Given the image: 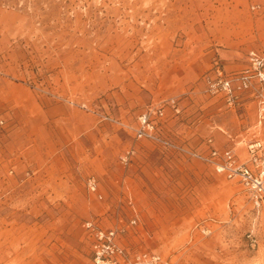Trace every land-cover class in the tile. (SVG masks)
<instances>
[{
  "label": "rangeland",
  "instance_id": "374dc122",
  "mask_svg": "<svg viewBox=\"0 0 264 264\" xmlns=\"http://www.w3.org/2000/svg\"><path fill=\"white\" fill-rule=\"evenodd\" d=\"M262 48L264 0H0V264H90L87 220L167 264H264L263 213L190 154L236 108L208 79ZM242 92L249 162L264 103Z\"/></svg>",
  "mask_w": 264,
  "mask_h": 264
},
{
  "label": "built area",
  "instance_id": "2783aa9c",
  "mask_svg": "<svg viewBox=\"0 0 264 264\" xmlns=\"http://www.w3.org/2000/svg\"><path fill=\"white\" fill-rule=\"evenodd\" d=\"M207 83L208 91L212 95L221 94L229 105L236 102L237 92L255 85L257 94L264 103V48L249 51L247 65L239 72L225 75L218 71L215 77L208 79ZM171 103L173 104V100ZM162 115V106L156 109L149 108L147 112L141 113L135 130L136 137L160 140L154 117ZM212 142L213 140L208 138L205 150H192L190 154L213 166L219 174L239 182L248 194L253 209L262 212L264 219L263 142L255 140L248 145L249 162L240 161L231 149L220 150L214 147ZM125 158L126 156L122 157L123 160ZM87 188L98 198L102 197L97 191V183L93 176L87 178ZM131 222L134 223L135 220L132 219ZM85 228L91 243L90 264H167L159 253L146 250L133 251L126 248L120 243L118 230L114 227L103 228L96 221L87 220ZM204 230L209 232L208 228Z\"/></svg>",
  "mask_w": 264,
  "mask_h": 264
},
{
  "label": "crops",
  "instance_id": "0c3cea01",
  "mask_svg": "<svg viewBox=\"0 0 264 264\" xmlns=\"http://www.w3.org/2000/svg\"><path fill=\"white\" fill-rule=\"evenodd\" d=\"M251 97V92H242L238 95L236 100V108H228L227 114L230 120L225 118H218V110L213 107L211 111L207 113V126L211 132L212 144L214 147L224 150L231 149L235 153H239L240 149V131H241V118L244 115V108L248 106ZM241 107V108H240ZM226 113V112H225ZM207 147V146H206Z\"/></svg>",
  "mask_w": 264,
  "mask_h": 264
}]
</instances>
